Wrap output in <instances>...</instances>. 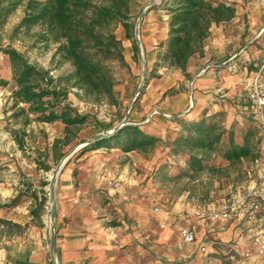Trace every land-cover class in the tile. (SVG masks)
I'll return each mask as SVG.
<instances>
[{
  "label": "crops",
  "instance_id": "0c3cea01",
  "mask_svg": "<svg viewBox=\"0 0 264 264\" xmlns=\"http://www.w3.org/2000/svg\"><path fill=\"white\" fill-rule=\"evenodd\" d=\"M228 1L238 3L237 0ZM240 12L236 4L234 19L227 23L212 24L203 55L190 59L186 81L193 79L191 91L178 90L171 96L165 94L171 88L178 89L186 78L180 69L174 67L161 79L150 82L151 89L141 99V115L153 108H159V113L147 121L141 120L144 130L162 138L166 134L175 135L180 130L175 118L196 120L203 113L208 116L223 110L229 99L217 97L218 92L235 97L246 87L247 80L255 74L249 69L254 55L245 49L232 52L230 44L234 42L226 30L227 25L239 19ZM251 12L255 15L251 21L257 22L258 13L255 10ZM154 16V11H151L149 19ZM163 19L166 20L167 16H163ZM163 25L160 41L167 36V22L163 21ZM146 29L149 30L146 45L149 44L152 49L159 40L157 28L147 23ZM207 64L210 66L204 71ZM225 125L229 123L225 122ZM101 149L109 152L95 150L98 151L96 159L103 157V154L106 157L124 156L111 163L97 159L92 168L96 172L84 179L86 183L88 180V185H83L79 177L71 176L69 170L63 173L59 182L55 201L57 264H264V256L257 255L251 249L253 237L264 238L263 216L255 221L238 224L184 215L186 209L216 205L214 201L217 200L212 198L211 193L210 198L201 202L195 203L189 199L187 192L186 199L182 201L180 198V202L171 203L169 208L155 211L143 209L141 174L136 175L133 168V172L127 173L126 161H122V158L127 159L135 151ZM110 175L111 178L121 179L122 184L119 187L107 186L105 180ZM253 181L260 183L261 179L255 177ZM94 186L99 189L93 193L91 187ZM232 186H227L226 193ZM233 188L234 191L228 193L239 191L238 187ZM161 196L156 194L151 199L158 202ZM12 221L22 224V228L7 235L6 226L0 225L3 229L0 234V264H52L49 225L45 216L28 215L25 220L16 217ZM184 226L193 228L195 241L185 250L184 257L177 259L175 242ZM202 248L205 251H201Z\"/></svg>",
  "mask_w": 264,
  "mask_h": 264
},
{
  "label": "rangeland",
  "instance_id": "374dc122",
  "mask_svg": "<svg viewBox=\"0 0 264 264\" xmlns=\"http://www.w3.org/2000/svg\"><path fill=\"white\" fill-rule=\"evenodd\" d=\"M148 1L132 0L133 15L138 17V11ZM160 1L155 0L157 3ZM237 1L238 3L236 4L239 5L241 10L240 17L226 27L227 33L234 42V44H230V47L232 52H242L245 49L253 53L254 59L249 69L253 73L261 70V82L264 85V0ZM253 10L258 13L259 20L257 22L251 21V17L255 16L254 12H251ZM151 11H154L155 16L149 19ZM23 15L24 3L9 16L0 28V49L6 47L15 48L30 63L47 70L49 75L55 78L70 72L72 70L70 62L65 61L61 54L57 52L58 43L51 40V38L45 39L43 37L45 34L44 27L17 28ZM163 16H167V19H163ZM136 17L133 18L135 22L137 21ZM163 21H168V15L164 9L155 7L145 11L138 28L141 48L135 57L132 42L125 38L123 28L118 26L115 29L117 38L122 42L127 63V66H122L115 61L110 62L117 81L115 89L119 100L118 105L114 106L106 101L93 102L83 95L82 90L76 87L70 88L67 101L78 112L89 113L103 121L105 131L123 119L126 109L137 91L139 93L131 106L127 121L141 126V120L147 121L151 116L158 114L159 108H153L151 111H145L141 115V99L151 89L149 84L152 80H159L171 71V67L157 59V55L164 52V47L161 45L165 42V39L160 41L163 34ZM147 23L154 24L158 33L159 40L153 44L154 47L152 49L149 48V44L146 45L149 38V36H146L149 31L146 29ZM143 72H145L144 77ZM2 79H6L7 83L3 84L1 82ZM251 79L247 80V83ZM186 80H188V77L183 79V83L179 85L178 89L175 87L171 88L165 94L171 96L176 94L178 90H192L193 81L191 78L188 82ZM14 88L9 62L0 50V205H10L14 199L17 200V203L12 206L0 207V216L11 220L16 217L25 220L29 215L30 209L35 204L30 196L33 190L39 197H47L42 216H45L50 231L49 182L56 167L64 158L66 157L67 159L55 177L54 203L59 189V182L65 171H71V176L79 177L83 185H88V180L86 183L84 179L93 175L95 170L92 168L97 159L111 163L112 160L120 159L124 155L106 157V154H103V157L96 159L98 151L109 152L101 148H98V151H95L97 150L95 149L79 154L83 147L80 140H89L96 132L90 125L83 126L77 132V136H75L71 144L55 149L53 143L55 139L63 136L64 125L59 121L53 123L39 122L35 120L36 114L21 112L20 108L24 104H15L12 97ZM218 96L219 98L229 99L227 107L218 111L221 112L224 125L225 122H228L229 125L235 123V127H237L243 125L244 118H247L252 125L256 126L257 136L261 140L260 152H262L263 157L258 163L249 159L229 165L227 161L224 162L221 157L215 155L210 158V161L222 165L224 168L222 173L201 172L193 177H188L183 174L185 171H190L186 163V156L181 154L173 155L163 144L158 145L149 152L135 151L130 156H127V159L122 158V161H126L128 166L127 173L134 170L136 175L141 174V207L143 209L155 211L166 207L169 208L171 203L180 202V198L182 201L186 199L185 195L187 192V197L191 198L195 203L210 198V193L212 198L217 200L214 202L218 203L231 194V192L228 193L230 190L234 191L235 188L233 187H238L239 190H242L253 184L255 177L264 181V109L259 111L251 107L246 87L235 97L227 96L222 91L218 92ZM105 131L102 130L99 133ZM18 141H21L22 147L19 146ZM60 153H63V156L56 159ZM36 157L48 164L50 169L45 170L37 164L35 161ZM115 181H119L122 184L121 179L111 178V175L105 180V183L107 186H114ZM44 182L47 184L43 185ZM230 184H233V186L226 193L227 186ZM96 189H99V187H91V192L94 193ZM221 191L222 194H219ZM156 194H162L158 202L151 199ZM5 229L7 231L8 227L6 226ZM2 230L0 228V234ZM12 230L16 231L13 227Z\"/></svg>",
  "mask_w": 264,
  "mask_h": 264
},
{
  "label": "trees",
  "instance_id": "16d2710c",
  "mask_svg": "<svg viewBox=\"0 0 264 264\" xmlns=\"http://www.w3.org/2000/svg\"><path fill=\"white\" fill-rule=\"evenodd\" d=\"M23 3L24 15L17 28L44 27L43 37L58 43L57 52L70 62L72 70L55 78L47 70L30 63L15 48L0 49L9 62L11 80L15 86L12 91L15 104H24L20 111L36 114L35 120L39 122L59 121L64 125L63 136L53 143L55 149L71 144L85 125L96 130L92 137L105 131L104 122L89 113L78 112L67 101L68 94L70 88L76 87L93 102L119 104L115 89L117 81L110 62L127 66L122 42L115 34L118 26L123 28L125 38L132 42L134 57L138 53L132 0H0V28ZM155 7L164 9L168 15L167 36L161 45L164 52L159 53L157 59L169 67L180 69L185 77H189L187 67L190 59L203 55L212 24L227 23L236 17V3L228 0H161L154 2L149 9ZM1 82L6 84L7 80L2 79ZM249 101L251 107L257 109ZM175 120L180 124V130L175 135L166 134L162 138L147 132L142 125L130 123L84 145L79 154L98 148L149 152L163 144L173 155L186 156L190 171L183 174L188 177L201 172L222 173L223 166L210 161L215 155L229 165L244 159L253 162L263 157L256 126L247 118H244L243 125L237 127L235 123L224 125L221 112L208 116L203 113L196 120L180 117ZM18 144L22 147L21 141ZM61 156L63 153L56 159ZM35 161L43 169H50L39 157ZM30 196L35 204L29 215L41 217L47 197H39L33 190ZM16 203L14 199L10 205L0 207ZM0 225L8 227L7 235L13 233L12 227L18 231L22 228V224L6 218H0Z\"/></svg>",
  "mask_w": 264,
  "mask_h": 264
},
{
  "label": "built area",
  "instance_id": "2783aa9c",
  "mask_svg": "<svg viewBox=\"0 0 264 264\" xmlns=\"http://www.w3.org/2000/svg\"><path fill=\"white\" fill-rule=\"evenodd\" d=\"M261 80V70H259L246 86L249 99L259 111L264 109V85ZM260 160L257 159L254 162L258 163ZM113 185L119 187L120 182L115 181ZM184 215L197 219L210 218L233 221L238 224H242L245 221H255L258 217H264V181L262 180L260 183L255 182L234 194L232 193L216 205L208 206L207 208L196 207L191 210L186 209ZM194 241L195 234L193 228L191 226L182 227L179 231V237L175 242L177 259L184 257L185 250L189 249ZM234 246L235 248L237 247V245ZM251 249L257 255L264 256V238L261 236L253 237ZM201 251H205V249L202 248Z\"/></svg>",
  "mask_w": 264,
  "mask_h": 264
},
{
  "label": "water",
  "instance_id": "95a60500",
  "mask_svg": "<svg viewBox=\"0 0 264 264\" xmlns=\"http://www.w3.org/2000/svg\"><path fill=\"white\" fill-rule=\"evenodd\" d=\"M155 0H149L147 2V4L140 10L138 17H137V21L135 22V28H134V38L136 41V45L138 48V51L141 48V44H140V40H139V32H138V28L139 25L142 21L143 15L145 13V11L147 9H149L153 4H154ZM210 66V64H207L204 66L203 70L205 71L208 67ZM145 76V72H143V77ZM193 80V79H192ZM191 91V89H190ZM139 91H137V93L135 94V96L132 98V100L130 101V104L128 105L126 112L124 114L123 119L116 125H114L113 127L109 128L107 131L102 132V133H98L97 135L91 137L89 140L83 141L81 143V146H84L90 142H93L95 140L101 139L111 133H113L114 131H116L117 129H119L120 127H122L125 124H130L129 121H127L128 118V114L130 112L131 106L134 102V100L137 98ZM176 116V115H175ZM66 157L64 158V160L56 167L55 172L53 173L51 180L49 182V202H50V218H51V222H50V233H49V242H50V257H51V261L52 264H57V259H56V254H55V236H56V232H55V222H56V209H55V203H54V197H55V189H54V185H55V177L57 175V173L59 172L61 166L65 163L66 161Z\"/></svg>",
  "mask_w": 264,
  "mask_h": 264
}]
</instances>
